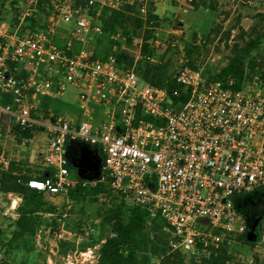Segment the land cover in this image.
Wrapping results in <instances>:
<instances>
[{
	"label": "built area",
	"instance_id": "built-area-1",
	"mask_svg": "<svg viewBox=\"0 0 264 264\" xmlns=\"http://www.w3.org/2000/svg\"><path fill=\"white\" fill-rule=\"evenodd\" d=\"M77 1L85 9H75ZM144 1L59 0L47 23L36 20L34 28L25 26L35 18L31 8L19 12L13 26L0 15V171L11 165L4 148L12 129L32 136L28 141L46 130L52 137L45 158L51 172L30 177L28 185L66 195L77 184L64 157L66 140L95 145L103 154L98 183L128 207L159 215L169 226L172 247L198 259L226 236L245 234L246 221L230 198L264 187V86L258 70H247L239 83L183 66L175 80L186 100L176 102L134 67L124 69L115 54L95 58L86 44L89 34L103 32L101 9L141 5L145 14ZM60 26L71 29L61 32ZM59 37L62 45L54 42ZM77 42L82 46L75 50ZM70 85L80 92L83 109L95 105L107 121L94 126L63 116L45 120L41 101L61 98Z\"/></svg>",
	"mask_w": 264,
	"mask_h": 264
},
{
	"label": "rangeland",
	"instance_id": "rangeland-1",
	"mask_svg": "<svg viewBox=\"0 0 264 264\" xmlns=\"http://www.w3.org/2000/svg\"><path fill=\"white\" fill-rule=\"evenodd\" d=\"M58 1L0 0V15L7 25L13 26L18 23V13L31 8L35 18L30 19L25 26L32 27L36 20L44 26ZM144 4L147 9L145 14L139 11L141 5H121L120 10L126 11V19L123 27L115 33L102 32L97 37H93L92 33L88 35L86 47L96 58L116 54L120 48L127 47L134 55L133 67L141 68V73L151 63L165 66L167 76L173 79L190 62L205 75L212 76L228 65L234 43L243 44L241 39H237L239 32L244 38L264 32V0H145ZM74 7L85 9V5L80 2H76ZM127 7L131 9L127 10ZM68 29L71 27L60 26L61 32ZM63 41L60 37L54 39L57 45H62ZM144 43L147 45L146 52L143 49ZM81 46L77 42L74 49L78 50ZM188 47L194 51L192 58L186 56ZM263 53L264 40L249 58L258 60V56ZM78 95L79 91L70 85L61 98L42 100L44 119L67 115L63 103L73 101L77 105ZM28 137L12 129L11 134L5 138L4 150L11 165L21 175L44 177L51 172L45 158L50 152L52 137L46 130L37 133L31 141L26 139L32 136ZM83 144L92 145L86 142ZM34 145L39 146L41 155L39 161L30 163L29 157ZM82 169L74 170L72 177L77 176L75 179L78 181L68 194H44L49 212L42 214V224L36 233L22 239L12 237L14 222L18 217L17 209H11L15 197L0 192V264H98L100 245L111 234L104 220L108 213L120 208V201L105 193L77 192L75 189L79 183L84 184L82 180L89 182L100 177L94 165L85 168L83 172ZM97 184L98 181H95L82 186L92 190ZM235 197L250 205L255 201L262 202L247 217L242 214L245 213L242 209L240 215L246 222L264 217V187ZM22 202L21 198L20 204ZM249 222L251 226L252 221ZM78 236L81 237L80 242L76 239ZM225 239H228L231 254L243 264L251 261L252 264H264V248H257L258 239L246 240L244 236L235 235L226 236Z\"/></svg>",
	"mask_w": 264,
	"mask_h": 264
},
{
	"label": "trees",
	"instance_id": "trees-1",
	"mask_svg": "<svg viewBox=\"0 0 264 264\" xmlns=\"http://www.w3.org/2000/svg\"><path fill=\"white\" fill-rule=\"evenodd\" d=\"M77 2L84 4L82 1ZM129 9L131 8L127 7V10ZM100 18L103 22V33H115L116 30L123 27L126 11L104 7L101 9ZM139 22L143 23L142 21ZM32 27H36V23ZM237 37L238 40L243 41V44L234 43L228 65L218 72L217 77H233L241 83L247 70L249 72L258 70L261 72V81L264 86V53L258 56V60H250L249 58L250 54L264 40V32L248 38H244L239 32ZM146 47L147 45L144 43V52H146ZM186 52L187 58H192L193 49L188 47ZM115 56L124 69L134 66V55L127 47L120 48ZM189 65L195 68L190 62ZM165 68V66L149 63L142 73L141 68L136 69V71L147 84L155 88L166 89L174 101L184 102L186 95L182 86L176 82L175 78L170 79L167 76ZM175 92L178 96L175 95ZM29 179L30 177L21 175L13 165H10L7 171H0V192L15 194L23 200L17 207L18 217L14 222L12 232L14 239L34 235L37 228L42 224V214L49 212L46 208L47 203L44 201V194L31 188L28 185ZM82 185L79 183L75 190L83 194L105 193L118 200L101 183H98L96 188L92 190H87ZM119 207L121 209L111 211L104 220L110 227L111 234L100 245L98 264H155L153 261L157 264H243L229 251L228 239L222 242L218 248L210 247L208 254L202 255L198 259L190 258L187 260L180 251L172 247V234L169 226L159 215L149 216L142 207H126L123 201H120ZM123 208L126 210H122Z\"/></svg>",
	"mask_w": 264,
	"mask_h": 264
},
{
	"label": "crops",
	"instance_id": "crops-1",
	"mask_svg": "<svg viewBox=\"0 0 264 264\" xmlns=\"http://www.w3.org/2000/svg\"><path fill=\"white\" fill-rule=\"evenodd\" d=\"M80 93V92H79ZM79 97V95H78ZM63 109L65 110V112H67L68 114H64L63 117H65L68 120H71L72 122L75 123H80L82 121H89L91 122L94 126H98L101 123L107 121L108 116L105 114V112L98 108L95 105H91L90 106V110H85L81 107V104L78 100V104H74L73 101H69L67 103H63ZM62 106V105H61ZM74 111V112H72ZM77 138L74 137H69L66 140L65 146H64V157L66 158L67 162H68V167L71 173V177L72 174L74 172V170L76 168H83L81 170V172L84 171L85 168L90 167L91 165H94L96 167L97 172H99V176L101 175V171H102V167H103V154L102 152L99 150V148H94L93 145L88 146V144H83V142H80L78 140H76ZM95 146V145H94ZM46 149V147H45ZM40 148L37 145H34L32 150H31V155L29 157V162L30 163H34V161H39V157H40ZM45 151V150H44ZM31 176V175H30ZM34 177V176H33ZM77 177V176H75ZM75 177H72V179L76 180ZM32 178V177H31ZM99 179V177H98ZM82 180V179H81ZM80 180V181H81ZM78 181V180H76ZM96 180H91V181H85L82 180V182L84 184L86 183H91V182H95ZM12 196L15 197V199H13L12 202V210L17 209V207L20 205L21 202V198L12 194ZM236 196V195H235ZM233 196L231 199V204L233 206V208L239 213L243 212L242 209L244 210L245 213L242 214H246L245 216H249L250 214H252L256 207L258 205H260L262 202L260 201H255L253 203V205L248 204L246 201L243 202L242 199H240L239 197H235ZM17 201V202H16ZM16 202V205L14 204ZM15 205V206H13ZM264 217L259 220H247L246 222V232L243 235L244 238L246 240H250V239H259V235H260V229H261V224L263 221ZM252 221V225L250 226V222Z\"/></svg>",
	"mask_w": 264,
	"mask_h": 264
},
{
	"label": "bare ground",
	"instance_id": "bare-ground-1",
	"mask_svg": "<svg viewBox=\"0 0 264 264\" xmlns=\"http://www.w3.org/2000/svg\"><path fill=\"white\" fill-rule=\"evenodd\" d=\"M17 202V201H16ZM16 202L14 203L15 205H16ZM15 205H13V206H15Z\"/></svg>",
	"mask_w": 264,
	"mask_h": 264
}]
</instances>
